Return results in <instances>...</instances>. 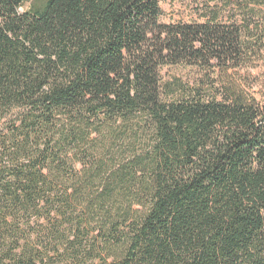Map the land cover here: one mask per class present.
Here are the masks:
<instances>
[{
	"label": "trees",
	"instance_id": "trees-1",
	"mask_svg": "<svg viewBox=\"0 0 264 264\" xmlns=\"http://www.w3.org/2000/svg\"><path fill=\"white\" fill-rule=\"evenodd\" d=\"M162 15L0 0V264H264L257 43L217 14Z\"/></svg>",
	"mask_w": 264,
	"mask_h": 264
},
{
	"label": "rangeland",
	"instance_id": "rangeland-1",
	"mask_svg": "<svg viewBox=\"0 0 264 264\" xmlns=\"http://www.w3.org/2000/svg\"><path fill=\"white\" fill-rule=\"evenodd\" d=\"M247 0H161L163 11L162 22L177 23H206L214 15H219L221 23L230 25L249 26L251 33L248 38L256 42L255 57L249 63V84L253 86L256 97L264 101V5H259L254 16L246 12ZM165 82L174 78L181 79L190 85L195 84L201 77L197 68L166 67L162 70Z\"/></svg>",
	"mask_w": 264,
	"mask_h": 264
}]
</instances>
